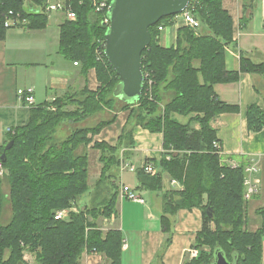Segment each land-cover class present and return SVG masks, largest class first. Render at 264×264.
I'll return each mask as SVG.
<instances>
[{
	"label": "trees",
	"instance_id": "trees-1",
	"mask_svg": "<svg viewBox=\"0 0 264 264\" xmlns=\"http://www.w3.org/2000/svg\"><path fill=\"white\" fill-rule=\"evenodd\" d=\"M26 1L0 0V14L9 10L19 12L28 18L25 28H45L47 15L26 12ZM255 1L241 0V27L249 22ZM70 3L76 18H64L59 25L57 51L64 59L80 64L83 76L93 68L98 87L90 90L85 85L51 101L29 106L28 122L7 133L0 146V154L6 155L2 162L6 174L0 177V264H26L22 258L25 248L34 253L35 264H79L84 251L103 254L109 264H121V231L103 232L97 220L110 217L115 211L119 189L116 172L121 159L128 157L135 146L136 126L162 133L161 157L145 161L153 164L154 172L148 173L142 167L136 170L142 189L162 191L160 221L167 237L157 258L161 259L171 242V216L178 209L197 207L202 214V226L193 247L207 246L209 252L200 250L196 257L185 259L182 264H210L214 250L224 253L229 261L236 258L237 264H262L264 208L259 210L260 228L254 232L245 230L244 179L248 164L245 157L236 154L231 157L237 165L223 162L213 146L219 140L211 120L221 113L239 110L217 97L215 85L238 81L244 72L259 74L264 79V62L256 63L241 52L239 69H226L225 49L235 43L232 18L222 0H192L187 9L199 21V27H179L174 46L158 43L161 33L157 26L170 25L177 14L165 16L149 28L151 41L141 54L142 94L133 103L116 96L119 78L104 53L97 55L107 30L102 14L94 11L91 0ZM2 26L0 23V39L8 29ZM196 60L198 67L194 66ZM105 110H128V115L115 145L103 141L93 144L100 151L102 164L91 193L95 202L71 210L68 219H56L57 210L77 206V201L91 192L87 152L77 150L86 148L91 141L89 134L114 122L115 114L97 120ZM173 112L195 115L187 124H181L171 118ZM92 119L95 123H90ZM246 121L250 132L263 129L264 108L250 104ZM194 123L199 127L195 128ZM10 141L11 147L5 149ZM165 174L178 181L181 188L165 189ZM3 184L7 186L6 193ZM5 201L10 205V217L2 223Z\"/></svg>",
	"mask_w": 264,
	"mask_h": 264
},
{
	"label": "crops",
	"instance_id": "crops-1",
	"mask_svg": "<svg viewBox=\"0 0 264 264\" xmlns=\"http://www.w3.org/2000/svg\"><path fill=\"white\" fill-rule=\"evenodd\" d=\"M222 6L232 18V39L235 43L234 47L229 46L225 49L226 69L229 71L239 69L241 52L256 63L264 62V0L255 1L251 18L244 27L239 23L242 16L241 0H222ZM62 15L61 12H56L54 21L57 20V28L54 36L48 32L50 25L48 22L43 29H27L25 26L8 28L4 38L0 39V146L7 139L8 127L21 126L29 120V106L17 98L18 89L32 88L34 104H38L51 101L65 92L79 90L85 85L90 90L98 87L93 68L83 76L80 64L64 59L57 51L59 25L64 19ZM171 22L158 38V43L163 47L175 45L177 30L183 26L180 14L175 15ZM194 66H199L198 60L194 61ZM214 89L221 101L239 108L237 112H224L211 120V126L216 130V137L221 145L223 162L232 166L237 165L238 162L231 157L236 154L245 157L248 165L256 166L255 171L247 174L254 191L244 198L243 224L245 230L254 232L261 226L259 210L264 208V128L258 132L248 131L246 109L250 104L264 108V79L259 74L244 72L240 74L238 81L218 83ZM113 114L116 115L114 122L103 127L98 133L89 134L91 141L86 148L80 147L77 150V153L83 150L87 152V179L91 192L84 196V200L81 199L79 205L71 208L74 211L95 202L91 193L94 190V183L100 176L102 164L99 161L100 151L94 148L93 144L96 141H103L115 145L128 110L116 112L105 110L99 113L97 120L109 118ZM194 115L195 113L181 115L173 112L171 118L178 123L187 124ZM193 126L199 127L198 123H194ZM133 138L135 146L128 157L121 159L116 172V184L119 189L115 211L110 217L99 218L98 226L103 232L109 229L121 231L123 237L121 264H182L185 259L192 257L190 250L195 248L193 247L195 238L202 226L201 211L197 207L182 208L171 216V242L163 250L161 259H158L157 252L167 237L160 221L162 191L142 189L136 170L140 169L147 159L158 160L161 157L162 133L150 132L136 126ZM163 184L165 189L181 188L168 174L164 175ZM121 185L129 186L143 202L123 196L120 193ZM79 264L109 262L101 253L84 251Z\"/></svg>",
	"mask_w": 264,
	"mask_h": 264
},
{
	"label": "water",
	"instance_id": "water-1",
	"mask_svg": "<svg viewBox=\"0 0 264 264\" xmlns=\"http://www.w3.org/2000/svg\"><path fill=\"white\" fill-rule=\"evenodd\" d=\"M190 0H112L105 32L104 56L119 78L116 96L127 103L137 101L142 94L144 76L142 51L151 41L149 28L161 18L180 14ZM12 141L5 145L9 149ZM5 152L0 154L5 161ZM210 264H237L229 261L224 253L214 250Z\"/></svg>",
	"mask_w": 264,
	"mask_h": 264
},
{
	"label": "built area",
	"instance_id": "built-area-1",
	"mask_svg": "<svg viewBox=\"0 0 264 264\" xmlns=\"http://www.w3.org/2000/svg\"><path fill=\"white\" fill-rule=\"evenodd\" d=\"M91 1H92L94 11L102 14V23L108 27L110 23V20L108 17V10H109L112 0H91ZM191 1L192 0H190L189 4L191 3ZM25 10L26 12L45 14V15H49L50 13L61 12L64 15L65 19L75 20L76 18V14L71 8L70 0H43L40 3L37 2V0H33V3H30L27 0L25 4ZM180 15H181V20H182L183 25L189 26L190 28H194V29H197L199 27V21L194 17L192 12L188 10L187 8L184 11H182ZM28 22H29L28 18L24 17L19 12H14L12 10H9L8 12L2 15L0 14V23H2L3 26L6 28L17 27V26L23 27V26H26ZM165 27H166L165 25L160 24L157 26V30L161 33L163 32ZM99 43L100 44L97 47V55L100 57L101 52L104 53L105 41L99 42ZM74 64H77V62H74ZM150 83L151 81L148 80V84ZM16 94L19 100H21L22 102H25L24 103L25 105L27 106L34 105L32 88L28 87V88L18 89L16 91ZM6 131L7 133H13V127L12 128L8 127ZM213 146L216 148V151L221 154L220 142L217 140L214 141ZM142 168L148 173L154 172V167L151 162L144 163L142 165ZM255 170H256V166L251 165V164L245 167V172H246V176L244 179V186L246 188L245 197H248L254 191L253 187L250 185V180L247 177V174H250L251 172ZM5 173H6V170L3 167L2 161L0 159V177H2ZM173 182H175L174 179H173ZM120 193L129 199L143 202V199L140 196H138L134 190H131L129 186L127 185H121ZM71 210H72L71 208L59 209L55 212L54 216L56 219H61V220L68 219L69 212ZM190 254L192 257H196L199 254L198 248H192L190 250ZM24 260L32 264V262L30 261V258H28L27 255H24Z\"/></svg>",
	"mask_w": 264,
	"mask_h": 264
},
{
	"label": "rangeland",
	"instance_id": "rangeland-1",
	"mask_svg": "<svg viewBox=\"0 0 264 264\" xmlns=\"http://www.w3.org/2000/svg\"><path fill=\"white\" fill-rule=\"evenodd\" d=\"M47 17H48L47 18V23L49 22L48 24H50L49 27H48V32L51 34V36H54L56 28H57V20L54 21V18L56 17V13H50L49 15H47ZM62 17H63V15H62ZM58 18L59 17H57V19ZM46 26H47V24H46ZM95 121L96 120L92 119V120H90V123H92V122L95 123ZM180 186H181V184H180ZM2 189H3V191L5 193L7 192V186L5 184L2 185ZM84 196H86V195H84ZM84 196H82V198H80L77 201L78 205H79L81 199L84 200V198H85ZM9 217H10V205H9V203L7 201H5L4 213H3L2 219H1L2 223H5L9 219ZM202 247H204V250H203V248H201L200 250H203L205 252H209V247H207V248H205V246H202ZM24 255H27L28 258H30V261L32 262V264H35V255H34V253L32 251H30L27 248H25V250L23 251V255H22L23 260H24ZM24 262H26V264H31L30 262H28L26 260H24ZM262 264H264V253H263V258H262Z\"/></svg>",
	"mask_w": 264,
	"mask_h": 264
},
{
	"label": "bare ground",
	"instance_id": "bare-ground-1",
	"mask_svg": "<svg viewBox=\"0 0 264 264\" xmlns=\"http://www.w3.org/2000/svg\"><path fill=\"white\" fill-rule=\"evenodd\" d=\"M3 27V26H2Z\"/></svg>",
	"mask_w": 264,
	"mask_h": 264
}]
</instances>
